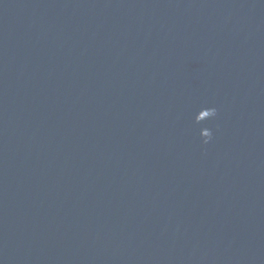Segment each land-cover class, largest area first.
I'll return each mask as SVG.
<instances>
[{"label":"water","instance_id":"water-1","mask_svg":"<svg viewBox=\"0 0 264 264\" xmlns=\"http://www.w3.org/2000/svg\"><path fill=\"white\" fill-rule=\"evenodd\" d=\"M0 264H264V0H0Z\"/></svg>","mask_w":264,"mask_h":264},{"label":"clouds","instance_id":"clouds-1","mask_svg":"<svg viewBox=\"0 0 264 264\" xmlns=\"http://www.w3.org/2000/svg\"><path fill=\"white\" fill-rule=\"evenodd\" d=\"M198 112H203L204 118L196 121L197 123L205 120H214L219 115V110L215 105L202 107L198 110ZM199 136L203 144H208L213 140L214 132L209 127H201L199 130Z\"/></svg>","mask_w":264,"mask_h":264}]
</instances>
